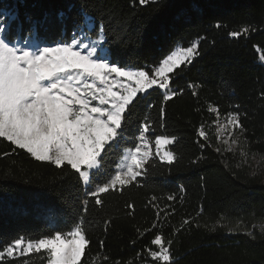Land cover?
Instances as JSON below:
<instances>
[{"label":"trees","instance_id":"trees-1","mask_svg":"<svg viewBox=\"0 0 264 264\" xmlns=\"http://www.w3.org/2000/svg\"><path fill=\"white\" fill-rule=\"evenodd\" d=\"M4 8L21 20L65 12L59 35L49 24L34 39L53 46L70 44L81 31L102 36L111 64L150 76L177 47L196 43L198 54L169 73L172 99L164 101L159 88L138 94L121 146L103 154L86 187L70 166L37 161L0 138V249L18 238L66 234L83 222L89 244L81 264H156L149 255L159 251L151 244L156 234L170 264H264V0H0ZM81 12L93 18L90 28L75 26ZM244 27L248 33L229 35ZM228 113H238L243 128L231 151L217 138ZM145 123L152 144L156 136L175 138L167 146L174 161L151 154L132 185L101 194L96 205L90 190L117 171ZM201 125L207 140L198 135ZM47 263L44 251L0 259Z\"/></svg>","mask_w":264,"mask_h":264},{"label":"snow or ice","instance_id":"snow-or-ice-1","mask_svg":"<svg viewBox=\"0 0 264 264\" xmlns=\"http://www.w3.org/2000/svg\"><path fill=\"white\" fill-rule=\"evenodd\" d=\"M147 2L148 0H139L141 5ZM66 19V13L60 12L55 20L48 16L39 20L25 16L21 20L18 13L7 8L0 9V138L31 154L37 161L49 162L57 168L70 166L78 174L80 181L88 185L92 182L91 177L103 167V154L121 146L124 124L128 120L126 113L130 114L135 107L137 94L147 93L153 86H157L165 90L164 101L172 99L176 93L169 91V73L185 63H191L198 54V45L193 43L186 49H181L179 54L168 55L154 69L150 78L147 71L111 64L110 50L102 46L90 47L87 54L82 55L80 51L74 50L75 45L60 43L56 46H37L34 51H26L13 43L18 39L31 42L41 30L46 31L49 24L58 27L59 35L65 28ZM92 20L86 12H81L75 26L80 28ZM216 26L220 27L219 24ZM248 31V27H244L240 32H231L229 35L239 37ZM111 74H115V83L109 81ZM74 75L77 83L80 82L81 75H86L97 78L100 84L105 85L98 89L101 93L99 97L95 92L91 93L92 100L99 99L98 105L90 106L81 89L72 87L69 82ZM118 78H124L125 83L121 84ZM117 85L122 89L119 93L113 91ZM84 87L92 89L94 85L88 83ZM163 111L162 108V114ZM210 111L216 110L210 108ZM227 115V125L233 130L229 133L231 139L236 129L242 132L243 128L238 113ZM217 116L219 117L218 111ZM137 130L140 132L141 144L145 149L148 148L145 134L149 132L150 125L145 123ZM198 135L204 140L208 139L203 125ZM174 141L175 138L156 136L157 155H160L161 146ZM224 143L229 144V140H224ZM236 143L235 139H231V144ZM227 150L231 151L232 148ZM217 151L220 149L217 148ZM241 155L245 154L242 152ZM150 156V151H142L141 145H135L134 150H130L124 167L115 173H108L104 182L97 181L96 186L90 190L89 195L94 198L95 204L102 205L101 194L132 185L142 174ZM160 158L171 164L175 157L173 152L164 150ZM169 199L173 197L170 196ZM128 207L132 205L129 204ZM24 244L22 238L16 239L11 245L0 249V259L44 251L48 254V264H81L89 241L83 222H74L66 234L57 231L48 238L28 240L26 246L22 247ZM151 244L159 248V251H149L152 261L156 264H170V251L164 246L162 235L156 234Z\"/></svg>","mask_w":264,"mask_h":264},{"label":"rangeland","instance_id":"rangeland-1","mask_svg":"<svg viewBox=\"0 0 264 264\" xmlns=\"http://www.w3.org/2000/svg\"><path fill=\"white\" fill-rule=\"evenodd\" d=\"M90 27H91V25L88 24V28H90ZM102 40H103L102 36H99L97 39L94 40V39L88 38L86 33L84 31H81L77 34V36L74 37V39L72 40V42L69 45H75V47H74L75 51H80L82 55H86L88 50L90 49V47H101L102 45L99 42H102ZM13 43L17 47L23 48V50H26V51H34L37 46H39V47L46 46L36 39H33L29 43H26L25 40H23V39H18V40L13 41ZM85 45H88L89 47L86 48ZM53 46H56V45H53ZM181 49H184V48L177 47L170 55H172L173 53L179 54ZM262 62L264 63V61H262ZM126 69H131V68H126ZM133 70H135V69H133ZM75 71H78V70H75ZM114 76H115V74H111L109 76V81H111L112 83H115V80L113 79ZM150 78H151V76H150ZM118 79L120 80L121 84L125 83L124 78H118ZM79 81H80L79 83L76 82V77L74 75L73 80L70 81L69 83L72 85V87L81 89V91L85 94L86 98L88 99L90 106L98 105L99 99L92 100L91 93L95 92L97 97H99L101 95V93L99 92L98 89L105 87V85L100 84V81L97 78L88 77L86 75H81L79 77ZM88 83L93 84L94 87L92 89L85 88L84 85L88 84ZM127 83H131V82H127ZM153 88H158V87L153 86ZM121 90L122 89L119 85H117L116 87L113 88V91H116L118 93ZM161 91L164 92L165 90L161 89ZM138 94H145V93H138ZM227 119H228V117H220V120L218 122V136H219L218 140H219L220 144L224 145L225 147L234 148V147H236L237 143L231 144V139L237 140V137L239 135V132H238L239 130L236 129L233 132L231 139H229V133L232 132L233 130H232V127L230 125H227ZM224 140H229V144H225ZM137 145H141L142 151H150L151 154L154 153L157 155V146L155 145V141L152 144L148 140V148H146V149L143 147L140 140L138 141ZM167 146L168 145L161 146L160 155H157L159 158L163 155L164 150H167ZM129 152H130V150L124 152L122 158L118 162L117 171L121 170L124 167L125 161L129 157ZM163 161H166V160H163ZM254 161H256V159H254ZM85 170L87 171V169H85ZM83 185H84V187L87 186L84 183H83ZM26 244H27V242H25V244L22 245V247H25ZM16 255H18V254H16ZM16 255H14V256H16Z\"/></svg>","mask_w":264,"mask_h":264}]
</instances>
